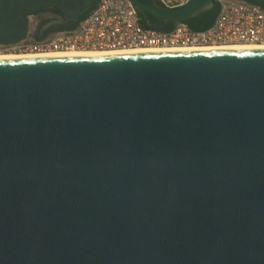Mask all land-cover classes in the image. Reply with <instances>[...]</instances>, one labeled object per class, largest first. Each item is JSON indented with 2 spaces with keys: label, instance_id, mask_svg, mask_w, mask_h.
Returning a JSON list of instances; mask_svg holds the SVG:
<instances>
[{
  "label": "water",
  "instance_id": "1",
  "mask_svg": "<svg viewBox=\"0 0 264 264\" xmlns=\"http://www.w3.org/2000/svg\"><path fill=\"white\" fill-rule=\"evenodd\" d=\"M96 2L0 0V44ZM0 264H264V52L0 61Z\"/></svg>",
  "mask_w": 264,
  "mask_h": 264
},
{
  "label": "built area",
  "instance_id": "2",
  "mask_svg": "<svg viewBox=\"0 0 264 264\" xmlns=\"http://www.w3.org/2000/svg\"><path fill=\"white\" fill-rule=\"evenodd\" d=\"M174 10L191 0H155ZM218 13L205 30H192L178 22L171 31L142 25V16L131 0H97L82 20L70 28L36 33L41 25L28 15L26 36L0 44V53H50L67 51H124L137 48L211 47L220 45H264V6L248 0H212Z\"/></svg>",
  "mask_w": 264,
  "mask_h": 264
},
{
  "label": "bare ground",
  "instance_id": "3",
  "mask_svg": "<svg viewBox=\"0 0 264 264\" xmlns=\"http://www.w3.org/2000/svg\"><path fill=\"white\" fill-rule=\"evenodd\" d=\"M211 53V52H264V45H220L211 47H164L158 49L137 48L124 51H67L50 53H0V61H26L44 59H82L147 54H179V53Z\"/></svg>",
  "mask_w": 264,
  "mask_h": 264
},
{
  "label": "trees",
  "instance_id": "4",
  "mask_svg": "<svg viewBox=\"0 0 264 264\" xmlns=\"http://www.w3.org/2000/svg\"><path fill=\"white\" fill-rule=\"evenodd\" d=\"M139 1L143 2V3L148 2V0H139ZM248 1L256 2L254 0H248ZM44 10L45 9H41L40 11H44ZM51 11L56 13V14L62 15V13L58 9L52 8ZM88 13H89V11L87 13L82 14L80 16L79 20H82L83 18H85V16ZM217 13H218V6L214 5V8L212 10L205 12V13H201L198 16L193 17L191 19H188L184 22H186L192 30H197V31L205 30L212 25V23L215 20ZM43 24H44V22L41 23V25H43ZM142 25L144 27H152V28L155 27L154 29L162 30V31H171L175 26V24H173V23L161 22V21L153 18L149 14H147V17H142ZM152 25H154V27Z\"/></svg>",
  "mask_w": 264,
  "mask_h": 264
},
{
  "label": "flooded vegetation",
  "instance_id": "5",
  "mask_svg": "<svg viewBox=\"0 0 264 264\" xmlns=\"http://www.w3.org/2000/svg\"><path fill=\"white\" fill-rule=\"evenodd\" d=\"M34 15L38 17L41 23L44 22L43 25H40L36 33L37 36L50 31V30H46L49 25L65 22L63 15L56 14L52 12L51 9H45L44 11H38L37 13H34ZM144 17H147V14H145Z\"/></svg>",
  "mask_w": 264,
  "mask_h": 264
},
{
  "label": "rangeland",
  "instance_id": "6",
  "mask_svg": "<svg viewBox=\"0 0 264 264\" xmlns=\"http://www.w3.org/2000/svg\"><path fill=\"white\" fill-rule=\"evenodd\" d=\"M154 27V25H152ZM155 28V27H154Z\"/></svg>",
  "mask_w": 264,
  "mask_h": 264
}]
</instances>
